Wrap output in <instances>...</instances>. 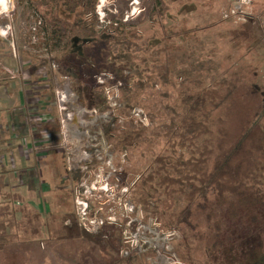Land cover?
<instances>
[{"label": "rangeland", "instance_id": "obj_1", "mask_svg": "<svg viewBox=\"0 0 264 264\" xmlns=\"http://www.w3.org/2000/svg\"><path fill=\"white\" fill-rule=\"evenodd\" d=\"M10 1L11 12L0 15V28L10 27L7 35L0 31V176L4 175L5 191L19 193L24 203L42 215L41 236L24 246L26 251L34 249L29 264L65 261L60 253L47 257V252L53 253V244L62 247L63 253L74 251L68 256L70 264H211L204 243L197 245L195 240L188 243L192 261L183 259L177 249L184 231L170 226L165 213L154 214L149 207L146 212L141 197L146 194L159 211L174 216L187 198L179 184L166 181L177 176L171 165L180 155L205 157L209 136L203 135L197 146L188 148H174L162 138L150 140L148 148L136 146L133 135L119 140L121 154L130 153L133 158L128 174L131 187L123 189L111 182L116 166L103 135L105 122L109 120L110 126L116 117L126 116L128 109L122 104L126 82L146 81L151 73L158 77L155 67L162 66L169 71L168 83L158 82L126 98L141 103L135 107L140 113L132 111L135 131L146 129L148 137L155 136L149 113L164 115L156 108L160 101L178 103L187 94L204 89L224 93L235 82L238 98L243 105L249 103L252 117H263L264 124V0H99L97 14L103 32L90 48L101 55L108 52L106 63L123 69L122 77L111 86L121 85L114 107L107 92L99 90L101 97L93 96L91 89L97 84L85 67H80L83 75L78 76L79 63L71 54H82L83 43L74 41L67 52H56L43 41L34 7L29 2ZM119 20L130 24L124 34L112 28L119 26ZM101 71L105 74L107 70L102 66ZM102 80L99 84L104 85ZM81 85L87 87V98ZM164 91L169 98L162 97ZM93 103L108 110L100 113L99 107L89 106ZM243 109L239 114L245 111L247 116L249 109ZM211 126L216 140L220 137L218 123ZM156 155L165 162H157ZM95 161L99 171L89 167ZM87 170L90 179L81 189L74 175ZM256 173L257 187L264 194V165ZM151 174L149 187L131 190ZM80 190L93 192L87 199L85 219L77 208ZM4 201L0 195V205ZM95 217L104 221L100 233L105 237L88 241L81 223L90 224L88 219ZM200 223L204 230L205 221ZM234 224L237 232L245 229L240 221ZM231 225L226 221L224 226Z\"/></svg>", "mask_w": 264, "mask_h": 264}, {"label": "trees", "instance_id": "obj_2", "mask_svg": "<svg viewBox=\"0 0 264 264\" xmlns=\"http://www.w3.org/2000/svg\"><path fill=\"white\" fill-rule=\"evenodd\" d=\"M19 1L29 2L34 7L43 41L48 47L59 53L67 52L74 41L83 43V53L77 55L73 52L71 55L78 60L79 64L76 67L79 71L78 76L83 75L80 67H85L97 84L91 89L94 97H101L99 90L105 94L104 87L113 86V83L118 82L122 77L124 74L122 67L112 62L106 63L108 52L101 55L99 50L97 53L90 48V44L94 43L98 36L101 37L103 32L99 28L102 23L97 14L99 0ZM159 4L163 2L159 1ZM128 26L129 23L119 20V26L112 28L116 33L124 34ZM132 34L137 35V31H133ZM124 43L126 42H123V46ZM102 66L107 70L105 74H102ZM155 70L158 77L151 73L146 77V81L141 80L133 85H130V82L125 83L122 87L124 95L126 94L125 101H121L128 109L126 116L116 117L114 121L110 120L112 121L110 126L109 120L105 122L103 135L110 145L109 151L115 156L116 170L111 182L118 184V188L131 185L128 174L132 170L133 158L130 157V153L121 154L120 147L117 146L119 140L133 135L134 141L137 142L136 146L148 148L149 145L151 146L150 140L162 138L174 148L180 146L188 148L197 146L203 135L209 136L207 153H203L205 157L186 159L180 155L171 165L177 176L167 177L166 181L180 185L179 190L187 198L186 204L172 216L168 211H159V206L147 199L146 194L143 193L141 197L145 210L148 212L149 207L153 209L154 214L165 213V216L168 215L170 226L184 231L177 252L189 262L192 261L189 256L192 255L190 250L192 246H188V243L195 240L197 245L204 243L211 264H264V194L255 181L257 170H261L264 165L263 117H252L249 103L243 105L238 98L239 84L235 82L224 93L204 89L187 94L178 103L164 105L160 101L156 108L163 110L164 115L149 113V127L156 133L154 137H148L145 134L146 129L135 131L136 120L133 118L135 113L133 114L132 111L141 103L138 100L131 103L126 98L132 93L153 88L158 82L163 84L169 82L167 69L156 66ZM115 77L117 79H114ZM99 78H105L104 85L99 84ZM81 87V92L87 98L85 93L87 87L85 85ZM162 97L169 98V92L164 91ZM89 106L99 107L100 113H104L107 109L98 103ZM243 108L249 109L247 116L244 115L245 111L244 114H239ZM129 116L131 118L127 120ZM229 119L232 122H229ZM213 123H218V133H220V137L216 140L213 138L214 131L211 126ZM126 127H130L131 130L126 131L124 129ZM129 146V148L136 147ZM156 156L157 162H165V158ZM94 159L96 160V157ZM98 165V161H95L90 163L89 167L99 171ZM152 175L143 176L141 183H137L131 190L142 185L147 187ZM116 177H118L117 181L114 180ZM74 179L79 184L90 179V172L88 170L77 172ZM5 186L4 175H1L0 195L5 201L0 205V264H29L34 249L26 251L24 246L34 244L37 242L36 238L41 236L42 215L39 210L24 203L19 193L5 191ZM172 203L166 205L167 210ZM201 220L205 221L204 230ZM226 221L232 224L227 229L224 226ZM238 221L247 229L237 232L234 223ZM83 231L88 241L105 237L104 233L91 234L84 227ZM53 245L54 249L51 250L53 253L47 252V257L60 253L65 256V261L58 260L55 264H70L68 256L74 251L68 250L63 253L62 247Z\"/></svg>", "mask_w": 264, "mask_h": 264}, {"label": "built area", "instance_id": "obj_3", "mask_svg": "<svg viewBox=\"0 0 264 264\" xmlns=\"http://www.w3.org/2000/svg\"><path fill=\"white\" fill-rule=\"evenodd\" d=\"M99 81H101V83L104 82L102 80V78H100ZM105 90H106L105 92H107V94H108L107 97L109 98L110 105L113 106V107L116 106L117 105V96H118L119 88L118 87L115 88V86L114 87H106ZM115 92H117V93H115ZM135 110L138 113L141 112L140 109H135ZM85 183H86L85 181H83V182L80 183L81 184V189H83ZM124 188H126V187H124ZM93 190H98V189H97L96 186H94L93 187ZM80 191H83V190H80ZM80 193L81 194L78 195L77 196V199H76L77 206H78L77 208H78V212H79L80 217L85 219L88 216V213H86V211H87V209L89 207V202H88L87 199H88V196H91L93 194V192L90 191V190L89 191L86 190L85 192L83 191V192H80ZM97 195L101 198V195L100 194H97ZM88 220H89L90 224L89 223H86V222H82L81 223V226H83L87 231H89L91 233H94V234L100 233L101 232L100 230L102 229V226L104 225V221L102 219H99L98 217H95V218H92V219H88ZM67 223L69 224L70 221L67 220ZM142 228H143V231L144 232L147 231V227L146 226H143ZM141 231L142 230L139 231V235H140V232ZM156 234L160 237L159 233H156ZM170 236H171V234H168L166 236L167 239H169ZM129 242H130V240H129ZM168 259L171 260L172 258L171 257H168ZM179 264H181V263H179Z\"/></svg>", "mask_w": 264, "mask_h": 264}, {"label": "bare ground", "instance_id": "obj_4", "mask_svg": "<svg viewBox=\"0 0 264 264\" xmlns=\"http://www.w3.org/2000/svg\"><path fill=\"white\" fill-rule=\"evenodd\" d=\"M11 9H12V1H10V0H0V15L1 16L9 14L11 12ZM9 29H10L9 25H5V28L2 29L1 33L2 34H7ZM65 126H66V129L69 128L68 127V123H66ZM68 132H70V131H68ZM74 137H76V134H74Z\"/></svg>", "mask_w": 264, "mask_h": 264}, {"label": "crops", "instance_id": "obj_5", "mask_svg": "<svg viewBox=\"0 0 264 264\" xmlns=\"http://www.w3.org/2000/svg\"><path fill=\"white\" fill-rule=\"evenodd\" d=\"M3 28H5V25L2 26V27L0 28V31H1V32H2V29H3ZM9 30H10V29H9ZM9 32H10V31H8V33H9ZM8 33H7V34H8ZM1 34H2V33H1ZM7 34H2V35H7ZM39 212H40V210H39Z\"/></svg>", "mask_w": 264, "mask_h": 264}]
</instances>
